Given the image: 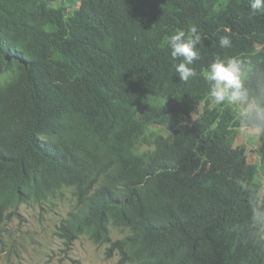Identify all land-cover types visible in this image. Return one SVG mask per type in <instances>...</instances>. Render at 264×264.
Returning a JSON list of instances; mask_svg holds the SVG:
<instances>
[{
  "label": "trees",
  "instance_id": "1",
  "mask_svg": "<svg viewBox=\"0 0 264 264\" xmlns=\"http://www.w3.org/2000/svg\"><path fill=\"white\" fill-rule=\"evenodd\" d=\"M88 1L0 0V226L68 192L57 234L105 245L116 264H264V10ZM193 28L200 58L185 82L169 38ZM227 57L244 62L247 104L210 99L206 69ZM240 126L263 129L258 162L235 145Z\"/></svg>",
  "mask_w": 264,
  "mask_h": 264
},
{
  "label": "rangeland",
  "instance_id": "2",
  "mask_svg": "<svg viewBox=\"0 0 264 264\" xmlns=\"http://www.w3.org/2000/svg\"><path fill=\"white\" fill-rule=\"evenodd\" d=\"M77 7L85 8L88 0H73ZM44 6L66 9V2H41ZM257 49H264L256 44ZM240 106V104H237ZM201 104L183 121L191 122L200 112ZM156 129L166 135L161 126ZM263 129L240 126L235 137V145L245 148L248 162H258L262 155L257 152ZM147 147L143 145L141 150ZM263 184L264 172H256ZM71 204V195L66 192L60 201L47 202L43 207L24 206L18 215L11 216L0 226V264H116L117 256L106 258L105 245H96L85 236L73 240L71 244L57 234L56 225ZM113 237L119 236L113 233Z\"/></svg>",
  "mask_w": 264,
  "mask_h": 264
},
{
  "label": "clouds",
  "instance_id": "3",
  "mask_svg": "<svg viewBox=\"0 0 264 264\" xmlns=\"http://www.w3.org/2000/svg\"><path fill=\"white\" fill-rule=\"evenodd\" d=\"M251 9L253 14L257 10H264V0H252ZM201 43V37L196 34L195 28L192 29V35L188 39H185L183 31H178L169 38L171 56L174 59L181 58V62L175 66L181 81L186 82L193 75V69L189 66L200 58L197 45ZM219 45L221 48H228L231 46V41L227 36L221 37ZM245 71L244 62L236 57L214 59L205 72V78L210 84V99L216 104L225 101L234 105L247 104L249 96L244 78ZM254 115L255 123L264 126V108L256 110Z\"/></svg>",
  "mask_w": 264,
  "mask_h": 264
}]
</instances>
